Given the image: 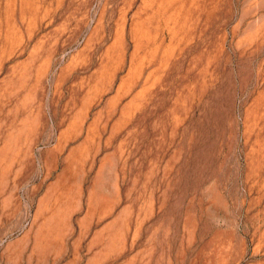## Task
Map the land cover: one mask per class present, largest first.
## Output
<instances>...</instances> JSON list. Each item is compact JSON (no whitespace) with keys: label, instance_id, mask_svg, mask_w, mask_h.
Wrapping results in <instances>:
<instances>
[{"label":"rangeland","instance_id":"374dc122","mask_svg":"<svg viewBox=\"0 0 264 264\" xmlns=\"http://www.w3.org/2000/svg\"><path fill=\"white\" fill-rule=\"evenodd\" d=\"M0 264H264V0H0Z\"/></svg>","mask_w":264,"mask_h":264}]
</instances>
